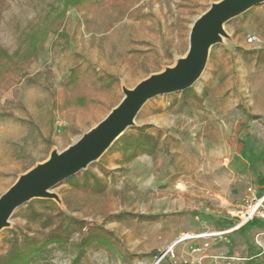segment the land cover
Listing matches in <instances>:
<instances>
[{
  "label": "rangeland",
  "instance_id": "rangeland-1",
  "mask_svg": "<svg viewBox=\"0 0 264 264\" xmlns=\"http://www.w3.org/2000/svg\"><path fill=\"white\" fill-rule=\"evenodd\" d=\"M47 1L3 0L0 47L17 48L18 30ZM90 1L91 10L67 11L66 48H52L48 38L0 82V110L11 113L0 117V196L101 122L125 91L180 66L193 22L223 0ZM263 19L264 2L224 23L192 86L198 99L179 105L178 91L144 103L124 133L138 135L144 126L158 141L156 157L139 153L122 163L119 143L75 175L79 184L84 171L88 183L100 178V193L75 189L70 177L51 190L49 199L67 215L113 234V241L89 246L81 264H153L166 250L156 264H264V235L255 230H264L263 222L235 227L248 187L264 195V63L254 57L264 52ZM74 66L112 82L82 108L61 110L60 83ZM24 211L17 208L0 231V255L11 232L27 227ZM71 253L54 248L40 263L70 264Z\"/></svg>",
  "mask_w": 264,
  "mask_h": 264
},
{
  "label": "trees",
  "instance_id": "trees-1",
  "mask_svg": "<svg viewBox=\"0 0 264 264\" xmlns=\"http://www.w3.org/2000/svg\"><path fill=\"white\" fill-rule=\"evenodd\" d=\"M2 1L0 0V13L4 10ZM72 7L91 10L93 5L90 0H48L38 18L18 30L17 48L8 52L0 47V82L5 80L11 72L21 71L23 66L44 48L48 38H51L52 48L64 49L68 46L69 37L62 25L67 11ZM262 23L264 25V19ZM254 57L257 62L264 63L263 51L257 52ZM111 82L110 79L104 80L103 77L90 75L87 71L80 70L79 66L72 67L60 83V109L82 108L90 102L93 94L102 88L109 87ZM191 97L198 99L193 87L180 93L179 105L185 104ZM240 109L249 117L259 118L258 115L248 113L243 106ZM6 116H11V113L0 110V117ZM137 130L138 135L123 133L109 148L121 143L122 163L131 161L139 153H146L154 158L159 152L157 139L147 133L144 126ZM86 172H83L82 184L78 183L75 175L68 181H71L75 189L91 194H98L104 190L105 184L95 175L93 182L88 183ZM36 203L44 204L43 208H36ZM24 209L27 227L21 232L12 231L6 238V248L0 255V264H41L40 261L44 260L54 248L71 250L70 264H81L82 257L86 256V249L89 246L106 243L108 239L109 242L113 241V234L106 228L94 225L78 216L67 215L52 199H33L24 206ZM126 215L136 216L141 220L156 217V215L132 213L119 214L120 217ZM33 226L35 228H32ZM74 234L78 236L76 240L72 238ZM124 260L128 261L126 257Z\"/></svg>",
  "mask_w": 264,
  "mask_h": 264
},
{
  "label": "water",
  "instance_id": "water-1",
  "mask_svg": "<svg viewBox=\"0 0 264 264\" xmlns=\"http://www.w3.org/2000/svg\"><path fill=\"white\" fill-rule=\"evenodd\" d=\"M264 0H223L200 15L189 33V50L173 71L149 77L132 90L124 92L122 101L95 127L83 133L48 162L22 176L0 196V231L7 227L14 211L37 198H51V190L61 181L85 170L96 161L129 127L134 125L144 103L161 94L184 91L193 86L203 72L209 50L222 33L225 22ZM168 250L160 254L158 260ZM142 264V263H140Z\"/></svg>",
  "mask_w": 264,
  "mask_h": 264
},
{
  "label": "built area",
  "instance_id": "built-area-1",
  "mask_svg": "<svg viewBox=\"0 0 264 264\" xmlns=\"http://www.w3.org/2000/svg\"><path fill=\"white\" fill-rule=\"evenodd\" d=\"M248 194L245 198L243 205L238 211V217L240 221L236 228L242 227L249 221L257 218L264 223V195L262 197H257L255 194V189L253 187H248ZM264 234V233H263ZM258 236V234L256 235Z\"/></svg>",
  "mask_w": 264,
  "mask_h": 264
},
{
  "label": "crops",
  "instance_id": "crops-1",
  "mask_svg": "<svg viewBox=\"0 0 264 264\" xmlns=\"http://www.w3.org/2000/svg\"><path fill=\"white\" fill-rule=\"evenodd\" d=\"M255 189V188H254ZM256 190V189H255ZM255 194H256V196L257 197H259V195H258V191L256 190L255 191ZM239 218V217H238ZM255 219H257V218H255ZM255 219H253L252 221H254ZM257 220H259V219H257ZM251 222V221H250ZM250 222H248V223H246V224H249ZM263 222V221H262ZM264 224V223H263ZM252 231H253V228L251 229ZM256 230V235L258 234V235H264L263 233H264V230H263V228L262 229H255Z\"/></svg>",
  "mask_w": 264,
  "mask_h": 264
},
{
  "label": "bare ground",
  "instance_id": "bare-ground-1",
  "mask_svg": "<svg viewBox=\"0 0 264 264\" xmlns=\"http://www.w3.org/2000/svg\"><path fill=\"white\" fill-rule=\"evenodd\" d=\"M186 236H188V235L186 234Z\"/></svg>",
  "mask_w": 264,
  "mask_h": 264
}]
</instances>
